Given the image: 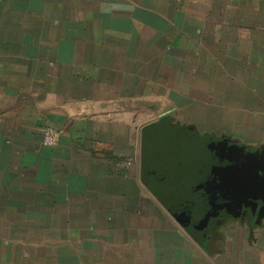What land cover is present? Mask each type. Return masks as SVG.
I'll use <instances>...</instances> for the list:
<instances>
[{
	"label": "crops",
	"instance_id": "0c3cea01",
	"mask_svg": "<svg viewBox=\"0 0 264 264\" xmlns=\"http://www.w3.org/2000/svg\"><path fill=\"white\" fill-rule=\"evenodd\" d=\"M256 158L264 0H0V264H264V213L201 220Z\"/></svg>",
	"mask_w": 264,
	"mask_h": 264
},
{
	"label": "trees",
	"instance_id": "16d2710c",
	"mask_svg": "<svg viewBox=\"0 0 264 264\" xmlns=\"http://www.w3.org/2000/svg\"><path fill=\"white\" fill-rule=\"evenodd\" d=\"M188 147V149H187ZM189 145H186V147L184 148H178L180 149L177 156L179 157V153L181 151V154H182V159L185 160L187 162V159L186 158H189L190 156H192L191 158V161L194 163V164H189L187 166V169H188V179L190 177V180L191 182L194 184L193 187L197 188V189H200V190H203L204 191V188L206 187L208 190L210 188H214L216 187V182L218 181V178H215L214 176H207L206 174H204L202 168H201V162H200V153H197V148L195 149V153L194 154H189V151H191L189 149ZM177 149V150H178ZM188 163V162H187ZM204 166V165H203ZM227 169V167H225ZM236 168L239 169V166H236ZM228 172H229V175L225 178V185L230 186L231 184V179L229 176H231V172L234 171L232 165L230 164V167L227 169ZM227 172V173H228ZM231 173V174H230ZM201 174H204L206 175L207 178H201L200 175ZM228 196V195H227ZM226 196V198H227ZM193 199H199L200 198V195L197 194V195H192ZM216 196H213V198L210 200L212 204V208L211 210L208 212L210 213L212 216L211 217H208V216H205V215H202L203 217L201 218L202 220V223H204L206 221V219L208 220L209 219V222H211L212 220L214 219H217L219 217V215L217 213H221V214H224L223 216H228L230 215L233 211L230 209L231 207L228 206V205H225V203H223V200L220 199V197L217 199L215 198ZM243 211L245 209H247V211L250 213L249 215L251 217H254V216H260V214H263L262 211H260L259 207L261 205L264 204V201L259 199V198H246L244 199L243 201ZM219 204H224V205H219ZM219 205V206H218ZM219 207H222L223 209L218 211L216 213V210L219 208ZM261 208V207H260ZM234 210V209H233ZM236 212V210H234ZM253 212V213H252ZM200 213H203V212H200ZM233 214V213H232ZM200 215V214H199ZM201 227V226H200ZM202 229V227H201Z\"/></svg>",
	"mask_w": 264,
	"mask_h": 264
},
{
	"label": "water",
	"instance_id": "95a60500",
	"mask_svg": "<svg viewBox=\"0 0 264 264\" xmlns=\"http://www.w3.org/2000/svg\"><path fill=\"white\" fill-rule=\"evenodd\" d=\"M173 110L172 107L165 109L159 114L164 116L169 114ZM264 162H261L259 158L255 159V162H250V165L239 168L238 175L231 180V188L233 187V193L230 195L231 199L237 202L244 201L246 198H259L264 201ZM254 188V191H250ZM250 192V193H248ZM261 207V208H260ZM259 209L264 213V204ZM215 230H212V233Z\"/></svg>",
	"mask_w": 264,
	"mask_h": 264
},
{
	"label": "flooded vegetation",
	"instance_id": "af4514ba",
	"mask_svg": "<svg viewBox=\"0 0 264 264\" xmlns=\"http://www.w3.org/2000/svg\"><path fill=\"white\" fill-rule=\"evenodd\" d=\"M216 161V160H215ZM244 162H246V161H244ZM250 165V161H248V162H246V164H244L243 166H249ZM217 167H218V164H211V169H212V171H215V170H217ZM230 167V165L229 166H227V169ZM241 168H242V166H241ZM240 168V169H241ZM225 170H224V180H223V183H224V181H225V178L227 177V175H229V172H228V170L226 169V168H224ZM228 172V173H227ZM239 172V169L238 168H235V170L233 171V172H231L230 174H231V176H229L230 177V179L232 180L233 178H234V175L235 176H237L238 173ZM213 175H215L214 173H213ZM222 183V184H223ZM220 184H221V180H220ZM232 184V183H231ZM216 188H220V185H219V180L216 182V187H214V188H211V189H213V190H215ZM224 191H225V193L224 194H217L216 195V197L215 198H219L220 197V199L221 200H223V203H225V205H228V206H230L231 207V204H235V203H237V201L236 200H234V199H231L230 198V195L233 193V187L231 188V185L229 186V184H228V186L227 185H225V183H224ZM250 191H254V188H251L250 189ZM219 193H223V191H221L220 190V192ZM248 193H250V192H248ZM228 195V196H227ZM226 196H227V198H226ZM219 205H224V204H219ZM218 205V206H219ZM262 206V205H261ZM205 216H208V217H211L212 215L210 214V213H206V215ZM213 221V220H212Z\"/></svg>",
	"mask_w": 264,
	"mask_h": 264
},
{
	"label": "built area",
	"instance_id": "2783aa9c",
	"mask_svg": "<svg viewBox=\"0 0 264 264\" xmlns=\"http://www.w3.org/2000/svg\"><path fill=\"white\" fill-rule=\"evenodd\" d=\"M42 129V138L44 144L52 146L56 145L60 141L62 135L61 128L48 124Z\"/></svg>",
	"mask_w": 264,
	"mask_h": 264
},
{
	"label": "rangeland",
	"instance_id": "374dc122",
	"mask_svg": "<svg viewBox=\"0 0 264 264\" xmlns=\"http://www.w3.org/2000/svg\"><path fill=\"white\" fill-rule=\"evenodd\" d=\"M152 100L151 99H144V108H143V121H147V120H150L152 119L155 114H156V110H153L152 109V106H149L148 104H150ZM162 101V100H161ZM133 159L132 157L130 158V160ZM129 160V161H130Z\"/></svg>",
	"mask_w": 264,
	"mask_h": 264
}]
</instances>
